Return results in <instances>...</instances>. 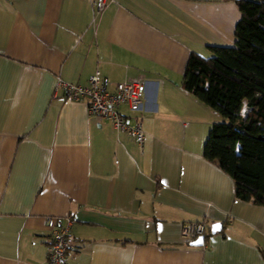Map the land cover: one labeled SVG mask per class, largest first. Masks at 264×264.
Masks as SVG:
<instances>
[{"label":"crops","instance_id":"obj_1","mask_svg":"<svg viewBox=\"0 0 264 264\" xmlns=\"http://www.w3.org/2000/svg\"><path fill=\"white\" fill-rule=\"evenodd\" d=\"M0 0V264H41L74 217V264H264V204L203 153L218 111L182 85L191 51L234 44L235 0ZM144 78L140 144L61 76ZM205 220L192 244L182 225ZM220 221L218 229L211 225Z\"/></svg>","mask_w":264,"mask_h":264},{"label":"trees","instance_id":"obj_2","mask_svg":"<svg viewBox=\"0 0 264 264\" xmlns=\"http://www.w3.org/2000/svg\"><path fill=\"white\" fill-rule=\"evenodd\" d=\"M234 44L191 51L182 85L223 114L213 120L204 155L234 180L237 196L264 204V0H235Z\"/></svg>","mask_w":264,"mask_h":264},{"label":"built area","instance_id":"obj_3","mask_svg":"<svg viewBox=\"0 0 264 264\" xmlns=\"http://www.w3.org/2000/svg\"><path fill=\"white\" fill-rule=\"evenodd\" d=\"M107 2L108 0H92L94 17L101 15ZM60 86L64 88L67 97L85 100L88 113L108 119L116 130L133 135L140 144L144 141L142 119L123 113L119 108L125 104L135 111L142 106L146 88L144 78L119 80L110 87L108 78L97 68L89 75L86 83L69 81L59 76L56 89ZM73 223L74 217L71 214L56 217L50 233L48 254L41 264H74L70 257L79 246L69 239ZM206 227L205 220H189L183 223L182 233L184 237L193 239L198 234L205 233Z\"/></svg>","mask_w":264,"mask_h":264},{"label":"water","instance_id":"obj_4","mask_svg":"<svg viewBox=\"0 0 264 264\" xmlns=\"http://www.w3.org/2000/svg\"><path fill=\"white\" fill-rule=\"evenodd\" d=\"M220 224H221L220 221L214 222L211 225V231H215L216 229H218L219 226H220ZM205 237H206V234L205 233H200L196 237H194L193 239H191L190 240V243H192V244H203L204 241H205Z\"/></svg>","mask_w":264,"mask_h":264},{"label":"rangeland","instance_id":"obj_5","mask_svg":"<svg viewBox=\"0 0 264 264\" xmlns=\"http://www.w3.org/2000/svg\"><path fill=\"white\" fill-rule=\"evenodd\" d=\"M215 109V108H214ZM225 117L223 116V114H221L220 112H218V119H224Z\"/></svg>","mask_w":264,"mask_h":264}]
</instances>
